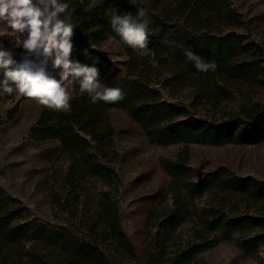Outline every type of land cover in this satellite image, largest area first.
<instances>
[{
  "label": "trees",
  "instance_id": "16d2710c",
  "mask_svg": "<svg viewBox=\"0 0 264 264\" xmlns=\"http://www.w3.org/2000/svg\"><path fill=\"white\" fill-rule=\"evenodd\" d=\"M64 2L71 6L75 25L72 61L96 67L99 80L111 68L100 43L113 36L125 49L127 76L104 86L118 87L124 96L116 102L92 103L91 94H81L76 83L67 110L49 108L42 113L31 138L58 140L61 145L62 163L52 172L57 186L52 203L66 215L65 225L29 220L23 204L0 188V264H198L197 255L224 237L234 238L246 254L257 253L264 245V180L237 175L227 167L194 180L188 169V146L264 145V102L245 103L216 122L162 100L152 88L160 84L173 93L190 88L195 99L213 107L242 87L264 89V46L234 32L244 27L249 33L237 10L225 0H140L141 5L95 0L91 12L84 11L89 0ZM141 6L148 12L151 55H139L124 43L104 14L117 8L120 15L135 17ZM185 50L214 62L216 69L199 72ZM13 59L19 63L14 55ZM2 94L0 87V100ZM112 108L125 110L150 143L182 145L173 160L162 162L171 178L166 193L170 204L161 207L159 202L149 208L142 259L121 227L111 166L116 158L108 116ZM202 195L207 197L200 207L196 199ZM185 222L190 227L179 231Z\"/></svg>",
  "mask_w": 264,
  "mask_h": 264
},
{
  "label": "rangeland",
  "instance_id": "374dc122",
  "mask_svg": "<svg viewBox=\"0 0 264 264\" xmlns=\"http://www.w3.org/2000/svg\"><path fill=\"white\" fill-rule=\"evenodd\" d=\"M237 10L248 27L234 30L246 37L251 44L264 46V0H225ZM36 3V0H33ZM39 6V5H38ZM42 7V6H41ZM11 31V29H7ZM28 31L0 36V46L21 62L24 56L40 63L46 60V71L59 79L62 69L53 68V58L42 54L25 53L16 45L23 41ZM100 48L109 58L111 68L99 79L101 87L111 85L128 74L129 59L125 49L113 36L100 43ZM114 61V62H113ZM15 89V85L9 82ZM71 99L75 97L73 85L69 86ZM153 88V87H152ZM167 90V89H165ZM172 102L181 104L191 114L216 122L238 112L248 102H264V89L232 91L230 98L213 107L204 100L195 99V91L188 88L175 93L167 90ZM161 96V94H160ZM70 99V100H71ZM17 108L13 117L10 113ZM49 107L36 100L21 99L15 90L4 93L0 100V188L18 199L27 210V218L45 225H65V214L53 205L57 186L52 180L53 168L60 169L58 160L61 145L58 140L36 142L31 138L41 115ZM109 122L114 130L113 151L115 160L114 183L118 194L121 227L130 239L140 259L144 255L145 218L153 204L161 207L170 204L166 195L171 178L163 170L162 162L173 160L182 145L159 146L150 143L140 127L123 109L108 110ZM188 169L196 180L219 167H227L240 176L252 175L264 180V145H189ZM207 195L196 199L201 207ZM188 222L182 223L179 231H186ZM235 237V236H232ZM198 264H264V245L255 254H246L236 245L234 238H221L213 247L196 257Z\"/></svg>",
  "mask_w": 264,
  "mask_h": 264
},
{
  "label": "clouds",
  "instance_id": "9594fccd",
  "mask_svg": "<svg viewBox=\"0 0 264 264\" xmlns=\"http://www.w3.org/2000/svg\"><path fill=\"white\" fill-rule=\"evenodd\" d=\"M130 2L141 5L140 0ZM95 6V0H89L84 11L91 12ZM104 14L109 18L112 30L124 43L137 50L139 55L152 54L147 46L148 12L144 6L138 8L135 17L131 13L120 15L117 8H109ZM72 21L71 6L64 0H36V3L33 0H0V36L15 35L27 30V38L23 41L17 39L16 45L28 54L54 57L53 68L62 69L59 79H56L46 71V60L36 63L24 56L17 64L12 52L0 46V70H3L4 75L0 87L4 93L11 95L15 90L41 105L58 110H67L70 107L69 86L76 83L79 84L81 94H91L92 103L123 99L122 89L101 87L96 67L70 59L73 49L71 37L75 28ZM184 55L188 61L194 62L199 72L206 73L216 69L214 62H204L191 50H185ZM9 82L15 85V89L9 86ZM152 87L161 93L162 100L172 102L167 90L160 84H153Z\"/></svg>",
  "mask_w": 264,
  "mask_h": 264
},
{
  "label": "water",
  "instance_id": "95a60500",
  "mask_svg": "<svg viewBox=\"0 0 264 264\" xmlns=\"http://www.w3.org/2000/svg\"><path fill=\"white\" fill-rule=\"evenodd\" d=\"M160 93V92H159ZM161 94V93H160Z\"/></svg>",
  "mask_w": 264,
  "mask_h": 264
}]
</instances>
